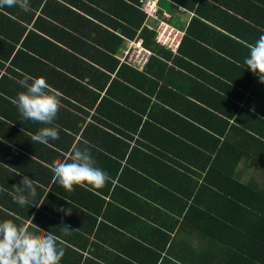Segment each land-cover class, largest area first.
<instances>
[{"label":"trees","instance_id":"obj_1","mask_svg":"<svg viewBox=\"0 0 264 264\" xmlns=\"http://www.w3.org/2000/svg\"><path fill=\"white\" fill-rule=\"evenodd\" d=\"M238 2L206 64L199 9L170 52L142 0H0V264H161L171 234L182 264H264V0Z\"/></svg>","mask_w":264,"mask_h":264},{"label":"crops","instance_id":"obj_2","mask_svg":"<svg viewBox=\"0 0 264 264\" xmlns=\"http://www.w3.org/2000/svg\"><path fill=\"white\" fill-rule=\"evenodd\" d=\"M200 1L203 2L201 6ZM227 5H231L230 8ZM157 8L162 12L163 20L161 19L160 22L165 23L169 27H172L177 32H179L180 42L184 37L186 28L191 23L192 18H197L196 12L194 10L199 9L200 15L198 14L197 16H199L200 21H202L204 24H207L208 29L202 28L201 24L193 27L194 34L198 36L195 39L198 42V48L195 49L201 54L200 55L197 53L196 56H198L202 60H206V64L208 62L212 64L215 56L214 54H218L217 52L220 51L219 49L230 51L231 47L234 45L225 38L221 37L219 34H224L223 36H228L233 40H238L230 34L234 32L240 35L244 32L246 33L247 31L244 20L239 19L241 18L240 13H237V9L239 10L242 8L238 0H197L194 5V9L191 10H188L181 6H177L175 3H171L169 0H158ZM149 23L153 24L152 26H155L156 24L155 20L153 21L152 19L148 18V20L145 21V25L149 27ZM211 28L213 29L211 30ZM135 40H137V38L132 40L126 39L124 41V44L127 45H124L125 48L128 47L129 42ZM237 49H240V51L242 50V48H240L239 46H237ZM204 50H207L208 54H205ZM171 236L174 237L176 242L174 244L170 243V246L173 245V249L171 248L172 251L166 250L168 247L167 246L165 251L161 254V264H171L173 262L175 264H182L180 262V259L183 256L187 255V252L183 249V241L185 240V236H183L182 234H171ZM106 238L111 240V245H108L107 243L104 245H100L101 247L98 248L96 252L97 255L99 257H105L107 259H114L115 257L117 259V257L119 256H124L122 255V248L118 243L119 239H121L119 238V235H113L111 237L108 236ZM182 250L185 251L186 255H183L184 253ZM88 252L89 251H83V257L87 258ZM102 260L103 258H101V260L98 259V262H100L101 264H107Z\"/></svg>","mask_w":264,"mask_h":264},{"label":"built area","instance_id":"obj_3","mask_svg":"<svg viewBox=\"0 0 264 264\" xmlns=\"http://www.w3.org/2000/svg\"><path fill=\"white\" fill-rule=\"evenodd\" d=\"M156 3L157 0H142V10L150 19H156L158 10ZM156 29V43L174 52L180 42V33L162 22L158 23ZM123 52V58H127L129 64L138 70L144 68L152 55L149 49L143 47L141 40L129 42L128 47Z\"/></svg>","mask_w":264,"mask_h":264},{"label":"rangeland","instance_id":"obj_4","mask_svg":"<svg viewBox=\"0 0 264 264\" xmlns=\"http://www.w3.org/2000/svg\"><path fill=\"white\" fill-rule=\"evenodd\" d=\"M147 20H148V19H147ZM152 25H153V24H150V23H149V27H150V28H154V26H152ZM155 31H156V35H155V39H156V38H157V29H156ZM125 46H127V45H125ZM123 48H124V47H123ZM126 48H127V47H126ZM126 48H125V49H126ZM125 49H124V50H125Z\"/></svg>","mask_w":264,"mask_h":264},{"label":"clouds","instance_id":"obj_5","mask_svg":"<svg viewBox=\"0 0 264 264\" xmlns=\"http://www.w3.org/2000/svg\"><path fill=\"white\" fill-rule=\"evenodd\" d=\"M158 1V0H157ZM157 4V3H156ZM150 19V18H149ZM137 40H140V39H137ZM136 41V40H135ZM132 42V41H131ZM142 44V43H141Z\"/></svg>","mask_w":264,"mask_h":264}]
</instances>
